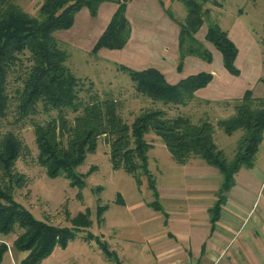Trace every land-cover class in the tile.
<instances>
[{
	"label": "trees",
	"instance_id": "trees-1",
	"mask_svg": "<svg viewBox=\"0 0 264 264\" xmlns=\"http://www.w3.org/2000/svg\"><path fill=\"white\" fill-rule=\"evenodd\" d=\"M104 1L116 3L117 9L96 40L91 50L93 55L103 48L120 50L128 42L130 23L125 14L128 0H43L36 16L25 12L16 0H0V121L10 104L7 92L9 72L22 64L20 55L27 53L30 64L19 78L22 84L15 92L18 119L35 114L39 103L43 112H57L42 123H34L38 150L36 160L48 177L68 180L71 187L78 189L76 196L82 200L84 179L94 170L90 167L82 174L76 168L88 153L96 151L98 139L105 136L109 138L112 169L122 168L134 176L138 185L141 184V176H144L155 197L151 205L160 209L156 181L148 165V152L153 145L145 138L147 133L152 132L161 138L177 163L184 164L190 157H198L218 170L221 183L216 192L217 199L210 208L211 220L216 221L226 193L235 184V175L242 167L253 166L263 141L264 97H256L251 89H246L240 98L234 99V113L218 121L226 135L242 131L230 160L215 143L214 126L207 119L193 123L187 116L168 117L164 109L154 107L143 109L128 124L119 114L114 99L105 97L100 100L93 94L90 101H85L87 103L81 101L79 90L83 88V82L66 66L67 54L59 46L54 32L72 27L75 14L83 7L88 8L91 16H96ZM179 1L186 10L184 19L178 21L169 10L167 14L179 27L176 69L181 72L187 56L210 63L212 54L196 38L197 31L210 16V9L206 7L210 0ZM212 4L220 5L218 2ZM205 40L221 53L225 70L238 76L240 72L235 65L238 48L227 32L219 24L209 23ZM262 43L264 47V38ZM118 67L128 75L138 94L164 105H185L194 98L197 90L206 87L213 78L210 72L201 71L170 83L153 67L142 70L122 64ZM88 89L91 90V86ZM67 109L76 114L72 120L66 116ZM23 149L14 132L8 131L0 136V235L7 236L19 228L22 232L13 240L12 246L16 251L27 252V255L18 264H41L56 247L65 248L79 231L90 227L91 212L88 208L78 212L70 218L71 226H57L35 218L14 197L15 189L22 188L26 183V176L15 171L16 161ZM106 208L107 205H97V220H101ZM85 238L94 239L106 256L121 264L116 253L100 236L89 233ZM8 249L7 243L0 242V264Z\"/></svg>",
	"mask_w": 264,
	"mask_h": 264
},
{
	"label": "rangeland",
	"instance_id": "rangeland-1",
	"mask_svg": "<svg viewBox=\"0 0 264 264\" xmlns=\"http://www.w3.org/2000/svg\"><path fill=\"white\" fill-rule=\"evenodd\" d=\"M21 1L16 0L20 6L22 5L21 7L25 12L32 16L37 15L40 7V3H36L38 0H24V4ZM162 1L165 2L167 9L173 13L178 21L184 19L186 10L179 0ZM212 2H218L220 5H213ZM253 6H256L258 12L260 11L264 22V0H210L206 4V7L210 9V16L206 18L200 29L201 32L206 31L209 23H217L224 28L228 25H234L236 19L241 20L240 24L236 23V38L234 37L237 48L241 52L240 56L238 55L240 58L239 62L238 56L235 59V65L240 72L238 76L231 75L225 70L221 53L210 42L203 39L204 36L200 34V31L198 37L201 38L204 42L203 45H206L207 47H205L211 52L212 61L208 63L192 56V59L198 61L194 65L196 69L194 73L205 71L214 75L213 82L217 84H215L214 94L210 97L217 98L222 95H230L228 97L230 99L200 100L195 98L185 105H164L161 102H153L135 91L128 75L120 71L119 63L106 59L112 57L119 61L120 56L127 57L128 55L120 53V50H109L113 52L111 54L93 55L90 52V47L93 45V36L96 35L94 32H92V37L79 38V40L78 38H70L68 41L65 39H69L67 35L71 33V29L57 30L54 34H56L55 38L59 46L67 54L66 66L83 82V88L79 90L81 101H90V97L93 94H96L94 97H98L100 100L105 97L114 99L118 105L119 114L128 124L143 109L154 107L164 109L168 117L187 116L193 123L207 119L214 126L215 143L224 151L226 158L230 160L235 154L237 140L241 136L242 131L226 135L218 125V121L226 119L234 113L233 104L234 99L237 98L233 97H238L240 93H244L245 89H251L256 97H264V47L262 43L264 23L263 29L260 31V15L253 11L250 14V11L254 9ZM249 8L251 9L248 11ZM239 11L244 14L237 16V13H240ZM247 16L257 20V23L254 24L255 26L252 24V28H255L253 36H251L254 42L256 38L258 39L257 45L256 43L255 45L249 44L246 40L251 38L242 36L243 27L247 28L248 25ZM171 22L173 23V21ZM84 26L88 27L89 25L84 24ZM175 26L177 27V24ZM81 34L89 35L86 29L81 31ZM173 37L175 40L176 35L174 36V32L171 34L168 32L167 39L164 38L162 40L167 41L169 46H171ZM248 52H250L249 55ZM20 57L22 64L9 72L7 78V92L10 96V104L5 117L0 121V136L5 132L12 131L19 137L24 146L21 156L16 161L15 171L26 176V183L22 188L15 189L14 197L19 203L29 209L35 218L57 226H71L70 218L78 214V212L84 211L85 208L91 210L90 219L92 224L90 227L79 231L65 248L56 247L52 254L44 259L41 264H117L113 257H108L101 251L94 239L85 238L89 233L100 236L101 240L108 244L109 249L117 253L121 264H157L149 253L135 254L134 252L137 248L143 247L145 249V246L149 245L148 238L145 236L141 225L142 220L138 223L135 215L132 214V209L135 202L152 200V192L148 189L144 176H141L142 181L138 185L134 176L125 172L122 168L118 170L112 169L109 158L108 137L101 136L98 139L96 151L88 153L83 163L76 168V171L82 174H85L90 167L94 170L84 179L85 186L81 190L82 200L76 196L78 189L71 187L68 180L63 177H48L45 169L37 163L38 150L35 143L34 123H42L55 116L57 112L45 113L39 103L35 114H31L24 119H18V101L15 92L22 84L19 78L25 74V69L30 64L27 53L21 54ZM141 57L142 54L137 52V54H133L127 59L131 62H137ZM128 66L137 69V67H133L129 63ZM174 74H177L175 68ZM258 77H260L259 80H257ZM257 81L259 83H256ZM89 86H91V90L88 89ZM65 113L69 120H72L76 115L70 109L65 110ZM145 138L153 145L148 152V165L156 181V187L160 192V202L171 215V225L176 227L182 224L178 220L179 216L191 217L198 223L205 222L203 219L208 218V213L202 214L194 206V204H200L201 202H195L190 207L185 206L179 211H170L173 209H168V205L174 203L170 197L173 194L171 189L177 186L178 182L182 183L180 179L185 181L183 175L197 174L195 183L199 182L206 189L211 190L212 186L218 187L220 184L221 178L218 170L198 157H190L186 164H179L172 158L160 137L150 132L145 135ZM254 165L256 168L254 171L242 167L237 172L235 175L236 185L227 193L228 200L232 197L231 200L234 201L232 203L236 209L234 211V223L239 228L238 234L229 238L230 241L226 248L228 250L227 257L232 255L233 248L237 245L236 240L242 238L256 220L264 218L262 217L264 215V137L255 155ZM208 174L214 179L217 176L216 183L211 179H198L207 177ZM188 183L185 181L183 185ZM237 187H239L237 195H233V191ZM117 194H121L119 198L121 199L122 197L124 204L115 203ZM209 194L211 195V193ZM98 198H100L99 203ZM203 203L211 205L212 201L207 199ZM98 204L108 206V209L103 214L102 224L96 220L95 212ZM138 210L143 213L142 217L144 218L151 214L159 215L163 218L161 213L154 211L149 206L139 207ZM180 211H184L186 214H181L183 212ZM153 223H157V221L154 220ZM21 232L19 228H15L7 236L0 235V242L7 243L9 247L8 252L3 256L1 264H18L12 242ZM128 239H131V241H128ZM226 256L219 264L226 263Z\"/></svg>",
	"mask_w": 264,
	"mask_h": 264
},
{
	"label": "crops",
	"instance_id": "crops-1",
	"mask_svg": "<svg viewBox=\"0 0 264 264\" xmlns=\"http://www.w3.org/2000/svg\"><path fill=\"white\" fill-rule=\"evenodd\" d=\"M21 2L22 4L25 3L24 0H22ZM41 2L42 0H38L36 3L41 4ZM253 7L254 9L250 11V14L253 11V12H257V14L260 15V11L258 12L256 6ZM116 9H117L116 3L111 1H104L100 4L96 16H91L88 8L83 7L79 12L75 14L74 23L72 27L69 28L71 29V33L67 35L69 39H65V40L68 41L70 40V38H78L79 40V38L92 37V32H94L96 35L93 36V40H92L93 45H91L92 47H90V49L92 50L96 40L106 28L107 24L109 23ZM250 9L251 8H249L248 11ZM167 10L168 9L167 6L165 5V2H163L162 0H128L125 14H126V18L130 23V37L124 48L120 49V53H124L126 56L127 55L128 56L127 57L120 56L121 58L119 59V61L115 60L112 57L106 59L110 61H116L119 64H122L121 62H123L125 64L122 65H125L127 67H129L128 66L129 63L131 66L137 67V69L134 70H142L149 67L156 68L165 76L166 80L170 83H176L180 79L190 74H194L196 70L194 65L198 63V61L196 59H192V56L184 59V65L181 72H178L176 69L178 64L177 53H178L179 27L178 25L177 27L175 26L177 23L172 18H170V16L167 14ZM243 14H244L243 12H240L237 13V16H241ZM171 21H173V23ZM259 21H260L259 27L261 29L260 31H262L264 22L262 18L259 19ZM234 22L240 24L241 20L236 19ZM236 23L234 25H230V26L228 25L227 27L224 28L219 25L224 31L227 32L228 37L235 43V45H236V41H235L236 39H234V37L236 38V32H235ZM247 23H248L247 28L243 27L242 29L243 30L242 36L243 37L248 36V38H251V36H253L252 34L255 28L252 27L255 23H257V20L253 19V17L251 16H247ZM84 24H88L89 26L85 27ZM85 29L88 30L89 35L88 36L82 34L80 35L81 31ZM200 29L196 33V38L204 44L201 38L198 37ZM168 32H170V34L174 32V36L176 35L175 40L173 37L171 46H169L167 41L162 40L164 38L167 39ZM200 34L204 36L203 39H205L206 31L204 32L200 31ZM55 35L56 34H54V36ZM246 41L251 45H255V43L258 42V39L256 38L255 42L253 41L252 38ZM171 48H172V52L170 53ZM137 52L142 54L140 60H138L137 62L136 61L131 62L129 61V59H127L129 56L133 54H137ZM108 53L111 54L113 52L109 51V49L103 48L100 49L96 54L101 55ZM249 53L250 52H248V55ZM240 54L241 52L238 49L237 56L238 55L240 56ZM239 56H238V62L240 59ZM174 68L177 74H174ZM259 79L260 77L257 78V80ZM212 82H213V78L206 87L201 88L194 93L193 99L195 98H199L200 100L230 99L228 98L230 95H222V94H220L222 96H218L217 98L210 97L214 94V88L216 87L215 84H217L215 82L213 83ZM256 83L259 82L257 81ZM242 95L243 93H240L238 97H233V98H240ZM187 162L188 160L184 164H186ZM247 169H250V171L256 170L254 164L251 168H247ZM183 176H184V180L189 183L183 185L185 181L180 179L182 183L178 182L177 186L172 187L171 191L173 192V194L171 195L173 197L172 196L170 197L174 201V203L168 205L169 206L168 209H173L170 210L172 212L179 211L185 206L190 207L193 206V203L195 202H201L200 204H194V206L200 213L202 214H205V212L208 213V218L203 219L205 222L198 223L195 222L191 217L186 218L183 216H179V218L178 217L177 218L182 224L176 227L172 226L171 215L168 212V210H166L164 206L161 204L160 192L157 189L158 191L157 203L160 209H155L151 205V203L155 200L153 194H152L153 199L150 201L147 202L140 201L134 203L132 214L135 215L136 219L138 220V223H140V221L142 220L141 225L145 236L148 238L147 241L149 245V246H145V249L143 247L137 248L134 250V252L135 254L144 253V252L149 253L150 255H152L153 260L154 259L156 260L157 264H219V262L228 253V250H226V248L229 244L228 242L230 241L229 238L232 235L236 236L239 231L237 224L234 223V219H235L234 211L236 210L232 205L234 201L231 200L232 197L229 198L230 200H228L227 197L228 196L227 193L236 185V181L234 186L226 193V199L221 206L217 220L212 222L210 208H212V206L214 205L217 199L216 192L220 184L218 187H215V185L212 186V189L209 190L206 189L204 185L200 184L199 182L195 183L197 180L195 176H197V174H186ZM198 179H203V180L211 179L214 180V183H216L217 176L214 179L210 177V175L208 174L207 177L198 178ZM242 181L244 182L243 177H242ZM235 189L233 191V195H237V190L239 189V187ZM209 193H211V195ZM117 195L121 196V194H117ZM207 199H210L212 201L211 205L203 203ZM233 199L235 198L233 197ZM115 203L124 204L122 197L121 199L116 197ZM145 206H149L154 211L161 213L163 218L155 214L148 215L146 218L142 217L143 213H141L138 210V208ZM107 209L108 206L106 210ZM104 212L102 213L101 220H97L96 217V220L100 224H102V218H104L103 217ZM180 212H183L181 214H186V212L184 211H180ZM262 217H264V215ZM154 220H156L157 223H153ZM128 241H131V239H128ZM236 241H237V245H235V247L233 248L232 255H229L228 257L226 256L227 258H225L226 259L225 264H264V218H261V220H256V222L249 228V230L246 231L244 236ZM129 243H133V242H129ZM15 253L17 257L16 260L18 263L27 255V252L25 251L22 252L15 250Z\"/></svg>",
	"mask_w": 264,
	"mask_h": 264
}]
</instances>
